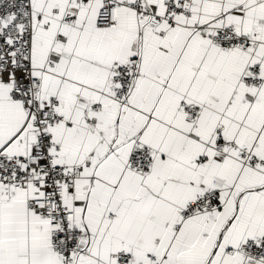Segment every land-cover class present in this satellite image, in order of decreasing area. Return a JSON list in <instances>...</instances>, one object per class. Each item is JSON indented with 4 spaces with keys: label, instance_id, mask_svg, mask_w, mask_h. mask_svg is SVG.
Wrapping results in <instances>:
<instances>
[{
    "label": "snow or ice",
    "instance_id": "obj_1",
    "mask_svg": "<svg viewBox=\"0 0 264 264\" xmlns=\"http://www.w3.org/2000/svg\"><path fill=\"white\" fill-rule=\"evenodd\" d=\"M0 264H264V0H0Z\"/></svg>",
    "mask_w": 264,
    "mask_h": 264
}]
</instances>
